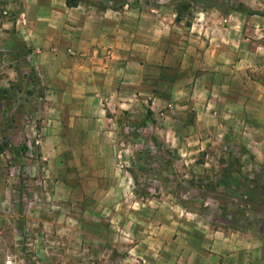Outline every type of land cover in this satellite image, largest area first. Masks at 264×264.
Masks as SVG:
<instances>
[{
    "label": "rangeland",
    "instance_id": "obj_1",
    "mask_svg": "<svg viewBox=\"0 0 264 264\" xmlns=\"http://www.w3.org/2000/svg\"><path fill=\"white\" fill-rule=\"evenodd\" d=\"M177 1L78 7L159 15ZM184 1V27L199 11L224 25L236 13L264 16V0ZM25 18L21 0H0V264H179L202 247L227 252V239L260 249L264 132L253 104L201 98L188 72L158 68L132 97L99 100L94 123L73 117L45 94L16 28Z\"/></svg>",
    "mask_w": 264,
    "mask_h": 264
},
{
    "label": "crops",
    "instance_id": "obj_2",
    "mask_svg": "<svg viewBox=\"0 0 264 264\" xmlns=\"http://www.w3.org/2000/svg\"><path fill=\"white\" fill-rule=\"evenodd\" d=\"M21 1L26 24L16 26L19 36L34 57L47 98L76 108L73 117L87 115L94 123L93 116L100 115L99 100L132 97L149 82L146 73L164 68L188 72V92L201 98L225 100L228 106L235 100L253 104L259 115L254 124L264 132V56L254 52L264 49V16L236 13L224 25L217 11H199L184 27L173 11L119 13L91 6L69 8L64 0ZM6 27L2 23L0 33ZM253 32L258 40L245 37ZM247 74L255 80L249 82ZM176 81L185 84L183 78ZM227 240V252L202 247L192 257L176 258L179 264H264V242L259 250L255 245L236 250Z\"/></svg>",
    "mask_w": 264,
    "mask_h": 264
},
{
    "label": "trees",
    "instance_id": "obj_3",
    "mask_svg": "<svg viewBox=\"0 0 264 264\" xmlns=\"http://www.w3.org/2000/svg\"><path fill=\"white\" fill-rule=\"evenodd\" d=\"M64 2L65 5L69 8L78 6V0H64ZM173 8L175 13V21L177 22L183 21L186 15H188V17H191V14L189 13V4L184 0H179L177 2H174ZM189 25L190 22L187 24V26Z\"/></svg>",
    "mask_w": 264,
    "mask_h": 264
},
{
    "label": "built area",
    "instance_id": "obj_4",
    "mask_svg": "<svg viewBox=\"0 0 264 264\" xmlns=\"http://www.w3.org/2000/svg\"><path fill=\"white\" fill-rule=\"evenodd\" d=\"M4 14L6 13V12H3ZM23 21V20H22ZM6 264H10V261L9 260H7L6 261Z\"/></svg>",
    "mask_w": 264,
    "mask_h": 264
}]
</instances>
